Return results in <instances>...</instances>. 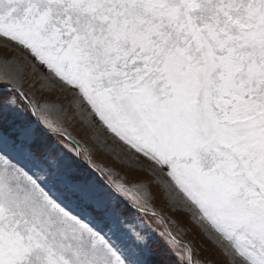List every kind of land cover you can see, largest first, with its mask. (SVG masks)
I'll list each match as a JSON object with an SVG mask.
<instances>
[{"label": "snow or ice", "instance_id": "snow-or-ice-1", "mask_svg": "<svg viewBox=\"0 0 264 264\" xmlns=\"http://www.w3.org/2000/svg\"><path fill=\"white\" fill-rule=\"evenodd\" d=\"M0 84V264H264V0H0Z\"/></svg>", "mask_w": 264, "mask_h": 264}, {"label": "rangeland", "instance_id": "rangeland-1", "mask_svg": "<svg viewBox=\"0 0 264 264\" xmlns=\"http://www.w3.org/2000/svg\"><path fill=\"white\" fill-rule=\"evenodd\" d=\"M0 86H4L3 84H0ZM39 98V97H38ZM70 131L73 132V135H76L77 138L79 139H83V134L80 133L78 134V129H69ZM49 139H51V137H49ZM75 159V158H73ZM94 160L96 161L97 164H101L110 168H115L117 171H121L120 166L118 164H116L110 157L103 155L102 153L97 152L94 155ZM85 169H87L89 172L91 171V169L87 168V165H82ZM94 175V173H93ZM128 181H126V183H131L133 181H138L141 179H150L149 177L145 176L144 174H132V173H128ZM115 179H120V176H116ZM154 192H156V189H153ZM185 239H190V237H185Z\"/></svg>", "mask_w": 264, "mask_h": 264}, {"label": "trees", "instance_id": "trees-1", "mask_svg": "<svg viewBox=\"0 0 264 264\" xmlns=\"http://www.w3.org/2000/svg\"><path fill=\"white\" fill-rule=\"evenodd\" d=\"M4 86H0V88H3Z\"/></svg>", "mask_w": 264, "mask_h": 264}]
</instances>
